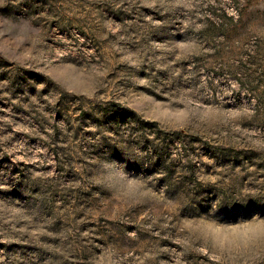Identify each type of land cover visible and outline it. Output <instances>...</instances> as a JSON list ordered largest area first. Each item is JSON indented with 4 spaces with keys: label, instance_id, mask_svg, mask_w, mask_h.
Wrapping results in <instances>:
<instances>
[{
    "label": "rangeland",
    "instance_id": "rangeland-1",
    "mask_svg": "<svg viewBox=\"0 0 264 264\" xmlns=\"http://www.w3.org/2000/svg\"><path fill=\"white\" fill-rule=\"evenodd\" d=\"M0 264H264V0H0Z\"/></svg>",
    "mask_w": 264,
    "mask_h": 264
},
{
    "label": "trees",
    "instance_id": "trees-1",
    "mask_svg": "<svg viewBox=\"0 0 264 264\" xmlns=\"http://www.w3.org/2000/svg\"><path fill=\"white\" fill-rule=\"evenodd\" d=\"M121 113H124L126 111V109L124 107H121L119 106V109H118Z\"/></svg>",
    "mask_w": 264,
    "mask_h": 264
}]
</instances>
